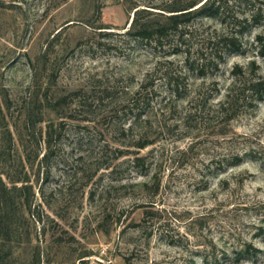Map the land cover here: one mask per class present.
<instances>
[{
  "label": "rangeland",
  "instance_id": "374dc122",
  "mask_svg": "<svg viewBox=\"0 0 264 264\" xmlns=\"http://www.w3.org/2000/svg\"><path fill=\"white\" fill-rule=\"evenodd\" d=\"M190 1L0 0V264H264V0L182 25L196 65L238 38L203 76L131 36Z\"/></svg>",
  "mask_w": 264,
  "mask_h": 264
},
{
  "label": "trees",
  "instance_id": "16d2710c",
  "mask_svg": "<svg viewBox=\"0 0 264 264\" xmlns=\"http://www.w3.org/2000/svg\"><path fill=\"white\" fill-rule=\"evenodd\" d=\"M228 0H191L188 3H172L171 7L168 10L170 15L165 17L164 24H159L158 27L152 29L146 23L137 24L135 22V18L137 17L139 11H146L137 9L134 11L133 20L130 26L133 25V33L131 36H134L136 39L141 42H145L147 45L153 44L154 48H163L164 45L168 46L171 49L172 54L182 53L184 56V64L188 71L191 73H195L197 76L204 75V69L206 65L217 66L223 57V52H235L238 51L241 46L237 43V37L233 36H225L219 39V43H222L221 52L218 51V47L216 48V44L218 43L215 39H209V43L213 45L210 49V52L205 56L203 53H199L198 59L200 62L197 65L193 62L190 63V50L183 48L185 46L186 36L185 29L182 25H185L189 22V18H219L221 17L223 6L226 5ZM261 18L260 13L256 15L250 16V21L257 24L259 19ZM247 19H243V22L246 23ZM171 36L170 42H167V37ZM213 40V41H212ZM256 42L259 45V54L264 57V34L257 35ZM237 43V44H236ZM168 44V45H167ZM234 74H236L234 72ZM241 75L243 73H240ZM251 74V73H250ZM241 87L238 89V93L243 95L245 101L248 100V106L252 107L254 103L261 102L264 100V77L261 75H242L241 79H239ZM165 84L169 87L171 96H176L179 98V83L174 77L167 75L165 79ZM242 97V96H241ZM191 104H193L191 102ZM237 101L231 100L229 94L226 97V101L221 103L216 110L220 113L221 116H225L227 120L234 116V108H237ZM195 110V109H194ZM189 117V114L188 116ZM148 145L142 144L138 148L143 149ZM105 145L103 146V148ZM117 153L115 158L121 156L123 153L121 151H116ZM140 158H134L131 161L132 165L135 166L136 162H139ZM238 160L240 159H236ZM111 167L110 164L105 165V169H109ZM2 190H5L4 185L1 183ZM0 192V196H1Z\"/></svg>",
  "mask_w": 264,
  "mask_h": 264
}]
</instances>
